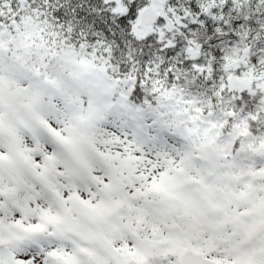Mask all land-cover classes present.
<instances>
[{
	"label": "snow or ice",
	"instance_id": "obj_1",
	"mask_svg": "<svg viewBox=\"0 0 264 264\" xmlns=\"http://www.w3.org/2000/svg\"><path fill=\"white\" fill-rule=\"evenodd\" d=\"M0 264H264V0H0Z\"/></svg>",
	"mask_w": 264,
	"mask_h": 264
}]
</instances>
